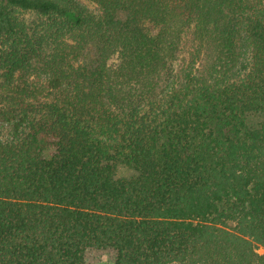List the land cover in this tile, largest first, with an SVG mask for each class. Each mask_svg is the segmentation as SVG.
Masks as SVG:
<instances>
[{"label": "trees", "instance_id": "obj_1", "mask_svg": "<svg viewBox=\"0 0 264 264\" xmlns=\"http://www.w3.org/2000/svg\"><path fill=\"white\" fill-rule=\"evenodd\" d=\"M86 1L0 0V264H264V0Z\"/></svg>", "mask_w": 264, "mask_h": 264}, {"label": "rangeland", "instance_id": "obj_2", "mask_svg": "<svg viewBox=\"0 0 264 264\" xmlns=\"http://www.w3.org/2000/svg\"><path fill=\"white\" fill-rule=\"evenodd\" d=\"M81 4L86 5L90 9H94V6L86 0H76ZM26 19L28 22H32L33 16L27 15ZM151 33H154L155 30L149 26ZM131 172L125 168H119L117 170V177H126L129 176ZM256 253L259 255H264V248L260 245H255ZM85 264H113V253L109 250H99V249H89L85 253Z\"/></svg>", "mask_w": 264, "mask_h": 264}]
</instances>
